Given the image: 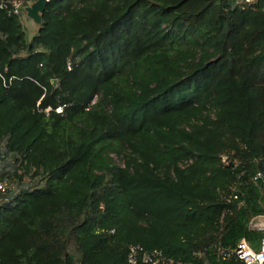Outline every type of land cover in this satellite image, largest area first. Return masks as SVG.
Listing matches in <instances>:
<instances>
[{
    "label": "trees",
    "instance_id": "trees-1",
    "mask_svg": "<svg viewBox=\"0 0 264 264\" xmlns=\"http://www.w3.org/2000/svg\"><path fill=\"white\" fill-rule=\"evenodd\" d=\"M21 19L0 9V161L38 181L1 196L0 264H243L219 249L262 235L264 0Z\"/></svg>",
    "mask_w": 264,
    "mask_h": 264
},
{
    "label": "built area",
    "instance_id": "built-area-1",
    "mask_svg": "<svg viewBox=\"0 0 264 264\" xmlns=\"http://www.w3.org/2000/svg\"><path fill=\"white\" fill-rule=\"evenodd\" d=\"M34 1L35 0H0V9L6 11L8 14L24 17L27 15V7ZM254 1L255 0H243V7L252 6ZM97 98L98 95L96 93L93 94L85 109H88L94 104ZM60 109L61 108H57L56 110L59 111ZM223 157L224 156H222V160L224 161L225 159ZM1 174L0 172V198L4 196L9 189L8 182L1 177ZM259 174L260 173H257V175ZM233 197L236 198L237 195L234 194ZM249 224L251 228L262 232L256 246H253L244 238H239L233 246L219 249V253L223 258L234 256L243 264H264V216H255L251 218ZM130 250L134 252L133 247H131ZM144 262H147V264H161L158 259H150L148 255H144Z\"/></svg>",
    "mask_w": 264,
    "mask_h": 264
},
{
    "label": "rangeland",
    "instance_id": "rangeland-1",
    "mask_svg": "<svg viewBox=\"0 0 264 264\" xmlns=\"http://www.w3.org/2000/svg\"><path fill=\"white\" fill-rule=\"evenodd\" d=\"M21 21L23 27L26 30L27 36H30L34 33L39 23V21L37 22L27 15L22 17ZM0 150H3L2 144L0 145ZM114 157L118 159L116 156ZM0 166L1 173L10 174L11 178L10 182H8V186L14 194H17L21 189L31 188L38 181L37 178H31L30 175L24 174L22 170L18 168V163L13 161V158L10 155H7L6 158L3 157V159L0 161Z\"/></svg>",
    "mask_w": 264,
    "mask_h": 264
},
{
    "label": "water",
    "instance_id": "water-1",
    "mask_svg": "<svg viewBox=\"0 0 264 264\" xmlns=\"http://www.w3.org/2000/svg\"><path fill=\"white\" fill-rule=\"evenodd\" d=\"M47 0H35L29 7H27V15L40 22V13L44 9ZM56 80L53 79V84Z\"/></svg>",
    "mask_w": 264,
    "mask_h": 264
},
{
    "label": "crops",
    "instance_id": "crops-1",
    "mask_svg": "<svg viewBox=\"0 0 264 264\" xmlns=\"http://www.w3.org/2000/svg\"><path fill=\"white\" fill-rule=\"evenodd\" d=\"M257 216H264V215H257Z\"/></svg>",
    "mask_w": 264,
    "mask_h": 264
}]
</instances>
